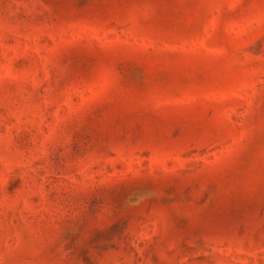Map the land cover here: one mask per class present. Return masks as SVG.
Listing matches in <instances>:
<instances>
[{"label":"rangeland","instance_id":"rangeland-1","mask_svg":"<svg viewBox=\"0 0 264 264\" xmlns=\"http://www.w3.org/2000/svg\"><path fill=\"white\" fill-rule=\"evenodd\" d=\"M0 264H264V0H0Z\"/></svg>","mask_w":264,"mask_h":264}]
</instances>
